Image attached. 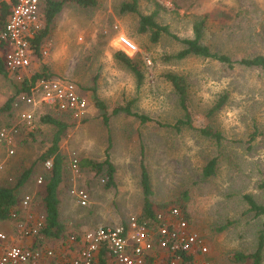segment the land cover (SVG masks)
Segmentation results:
<instances>
[{"label":"rangeland","instance_id":"374dc122","mask_svg":"<svg viewBox=\"0 0 264 264\" xmlns=\"http://www.w3.org/2000/svg\"><path fill=\"white\" fill-rule=\"evenodd\" d=\"M129 1L96 0L88 6L65 1L40 41L46 54L38 65L73 80L90 101V117L84 123L67 122L62 134L64 149L91 155L97 161L109 151L119 172L116 179L124 189L117 197L128 198L126 205L104 201L111 208L109 214L138 216L143 206V163L150 178L151 202L176 205L186 212L190 227L208 248L204 255H193L191 264H250V260L236 262L233 254L252 253L264 223V215L254 216L243 197L250 194L264 205V68L228 66L193 55L168 60L182 44L165 33L152 42L149 32H139L138 14L119 11L121 3ZM136 1L142 14L157 10L156 22L180 38L192 37L194 23L205 18L202 43L212 51L232 59L264 55V0ZM124 35L138 47L130 58L137 60L142 71L140 85L134 73L114 57ZM167 72L177 73L186 81L194 128L181 126L176 130L165 125L184 115L173 86L164 77ZM6 81L7 77L0 80L2 95ZM97 101L105 107L99 108ZM130 101H134L131 110L149 120L141 123L123 111L113 112L116 106ZM219 101L222 104L215 109ZM39 113L33 127H23L17 135L12 156L0 147V186L18 185L21 175L30 170L17 194L31 195L34 206L42 209L47 160L43 161L42 155L50 146L52 130L42 125L43 113ZM14 117V112H0V129ZM203 127L219 131L221 142L201 136L198 129ZM253 132L255 139L249 142ZM213 157H217L215 173L205 177L203 167ZM80 170L78 185L87 190L90 183H102L100 179L106 177L95 169ZM68 173L66 166L65 188ZM131 189L136 192L130 195ZM95 209L92 212L91 207L78 206L77 211L67 212L70 221L90 222L89 228L99 226L92 221L107 215L102 206ZM156 264L168 263L162 259ZM259 264H264V247Z\"/></svg>","mask_w":264,"mask_h":264},{"label":"built area","instance_id":"2783aa9c","mask_svg":"<svg viewBox=\"0 0 264 264\" xmlns=\"http://www.w3.org/2000/svg\"><path fill=\"white\" fill-rule=\"evenodd\" d=\"M41 2L0 0V12L3 6L8 8L0 30L2 65L15 85L12 107L18 110L17 121L0 129V142L9 145V156L14 154L17 135L23 127H33L35 115L40 109L67 113L75 123L82 122L89 115V99L79 92L78 86L70 78L51 71L50 76L37 77L34 81L30 78L35 41L44 25ZM116 49L129 57L138 52L134 41L125 35L119 39ZM41 53L46 54V50L41 49ZM77 165V155L73 153L71 167L74 173H78ZM44 166L51 168L52 162L46 160ZM100 181L105 182L103 178ZM37 182L41 183L42 179L38 178ZM73 193L81 205L87 203L86 192L77 189ZM31 202V195H24L20 200V212L15 210L11 214L13 234L19 240L37 239L38 244L47 216L33 211ZM66 245L78 246L76 256L68 259L67 264H100V251L110 254L115 264H153L149 263V259L155 248L167 252L169 264H176L184 254L204 255L208 251L202 237L190 227L178 206L156 211L151 221L129 215L123 223L99 225L86 230L80 238L71 234ZM55 256L52 248L41 244L10 243L9 234L0 230V264H52Z\"/></svg>","mask_w":264,"mask_h":264},{"label":"trees","instance_id":"16d2710c","mask_svg":"<svg viewBox=\"0 0 264 264\" xmlns=\"http://www.w3.org/2000/svg\"><path fill=\"white\" fill-rule=\"evenodd\" d=\"M65 1H75L80 5H94L96 4V0H47L45 3V16H46V24L43 29V31L39 34L37 37V41L35 42L36 47L38 48V43L40 39L43 38V36L47 33L48 30V25L52 21L53 17L59 10L61 9L63 3ZM0 12V29L2 28L5 17L8 13V8L4 7L3 10ZM120 12H129V13H136L138 14V31L143 33V32H149L150 34V40L152 42H155L158 40L161 34H168L172 38H174L176 41L180 42L182 44V48L176 52L173 55H169L167 59H183L189 55L193 56H200L203 58H211L214 60H217L220 63L227 64L228 66H233V65H242L246 67H259V68H264V55L258 54L254 55L252 57H243L240 59H232L229 55L223 54V53H218L215 51H212L207 45L202 43V37L204 33V20H198L194 23L193 25V36L192 37H185V38H180L179 36L172 34L167 26H162L159 23L156 22L155 17L158 14L157 10L152 11L149 14H142L139 12L137 8V1L136 0H131L129 2H123L120 5ZM208 14H205L204 17H207ZM34 45V46H35ZM114 57L123 63L127 68H129L134 75L136 76L137 79V84L140 85L142 81V71L140 69V66L137 62V60L131 59L127 55H125L122 52H115ZM0 73H3V75L7 76V73L0 63ZM52 73L49 72L48 68L44 67L43 69L34 71L30 78L32 81H34L37 77L41 76H50ZM164 77L167 79V81L170 82V84L173 86L177 97L179 99V104L181 108L184 111V115L182 118L178 119L175 121L173 124H165L166 126H172L176 130H178L181 126L183 127H188V128H194L191 124V118H190V113L188 111V105H187V100H188V92H187V85L186 81L183 76L173 73V72H167L164 74ZM134 101H130L127 105H121V106H116L113 109V112H119L123 111L129 115H133L137 117L141 123H144L145 121L149 120V118L145 115L138 114L137 112H134L130 108V104ZM222 104V101H219L215 105V109L219 108ZM9 103L3 108L6 109L9 106ZM96 105L99 108H104V104L100 103L97 101ZM43 121L45 122H54L57 124L59 127L58 132H56V135L53 139L52 145L45 151V153L42 155V160H46L49 156L54 154L57 149H58V142L60 140V134L63 130L62 125H59V123L52 121L49 116L45 115L42 117ZM163 125V124H161ZM198 132L201 136L213 139L217 143L221 142L222 135L219 131L213 130L212 128L209 127H203L199 128ZM255 132L250 134L249 137V142L255 139ZM60 157L56 156L53 158L52 161V168L51 172L52 175L48 179V181L44 183L45 189H46V195L44 197V210L46 209V225L41 231V234L48 229L52 228L55 225L54 219L57 214V204H58V198H57V185L61 180V170H60V163L61 161ZM106 164L107 168L104 170V174L108 176V182L112 181V173H113V167L110 164V162L105 159L102 163H93V170L95 169L96 171H101L102 165ZM217 165V157H213L209 159L206 164L203 167V176L208 177L211 176L215 173ZM30 175V171H27L24 173V175H21V177L18 179V182L16 186L14 187H6V186H0V220L10 218L11 219V214L13 213V206L15 203V197H14V191L13 189L20 184H22ZM140 183L144 191L145 195V200H144V207H143V214L147 216L148 218L152 219L154 218L155 212L160 209H165L167 207H170L169 204L163 203V204H157L153 205L151 201L149 200V196L151 194V184H150V178L148 175V171L143 163L140 164ZM104 179V178H103ZM105 180V179H104ZM246 202L249 205V211H252L254 213V216H259V215H264V205L259 204L256 202V200L250 195L246 194L243 196ZM184 214V217L186 220L189 222V218L186 212L182 211ZM264 247V223L262 226V229L259 231V236H258V241L255 250L252 253L245 254L241 252H235L233 254V259L236 262H246L250 260V264H259L261 259H262V251ZM103 260V259H102ZM192 261V256L191 255H182L180 261L177 263L179 264H191ZM168 263V262H167ZM102 264H106L104 261H102ZM169 264V263H168Z\"/></svg>","mask_w":264,"mask_h":264},{"label":"crops","instance_id":"0c3cea01","mask_svg":"<svg viewBox=\"0 0 264 264\" xmlns=\"http://www.w3.org/2000/svg\"><path fill=\"white\" fill-rule=\"evenodd\" d=\"M44 3H46L45 0H42L41 5H42L43 24H46V16H45V10H44L45 4ZM4 7H6V6H3L2 10L4 9ZM5 19H6V17H5ZM43 29H44V25H43ZM40 41H41V39H40ZM40 41L38 43V48H34L35 55H33L32 59H31V68H30L33 71H30V72H34V71H37V70H40V69H43L44 67H46L45 65H38V61H40V57H42L41 48H40V44H41ZM34 47H36V45ZM117 51L119 52V50H117ZM0 63L2 65V49H1V46H0ZM6 77L9 81H6V92L4 90L6 96H4L5 95L4 93H3L4 95H2L0 93V112H5L7 115L9 113L13 114V112H14L15 117L12 119L11 123L9 124V125H11L17 121V117H18V115H17L18 110L12 107V103H13V99L15 96L14 94H15L16 89H15V85L12 83L10 75L7 74V76H6V75H3V73H0V80L2 78H4V80H5ZM0 87H1V85H0ZM78 89H79V87H78ZM9 91H10V96H9ZM79 92L82 93L85 97L88 96L82 89H79ZM8 103H9V105H8L9 107L6 109H3ZM39 112L43 113V115L41 114L42 117L47 115L50 117V119L52 121H55V122L59 123V125H62L63 130L60 134V140L58 142L57 151L47 158V160H50L52 162L53 158L56 155V156L60 157L59 161H61V163H60V165H61V167H60L61 180L58 183L57 189H56L58 204H57V214H56V217L54 219L55 225L52 228L48 229V231L46 230L43 233V235L41 234V236L38 240L40 242L38 244H41L44 247L52 248L55 251L56 256H55V259H54L52 264H67L66 262L68 261V259H70L71 257H75L77 254V251H78L77 245H73L71 247H68L66 245L67 238L71 234H74L75 236L80 238L86 230L95 228L96 226H98L96 224L100 225L101 223H97L98 220H100L99 222H102L104 224L123 223L127 219L126 216H127L128 212L125 214L123 213V216L121 218L118 215H116L115 213L109 214V211H111V208H109L108 206H105L104 201H105V203H107L108 201L109 202L115 201L116 203L119 202L120 204L126 205L128 198H126L124 201V199H120V196H119V199L117 197L118 194L123 193L124 189H123L122 185L119 184L118 179H116V176H118L119 172L116 168L114 160L112 159L110 154H108V152H109L108 150H107L106 154H104V157H102L101 159H99L97 161V159L92 157L91 155L84 154L81 152L78 153L77 150L69 152V149H66V151L64 149L63 136H62L64 129L67 128L68 124L79 125L81 123H84L90 117L89 115L82 122L75 123L74 121H72L71 117L69 115H67V113L65 114V113L50 111L48 109L42 108L37 112V114H36L37 116L40 114ZM89 114H90V111H89ZM42 117H40V121L42 122V125L46 127V130H52V135H51V138L49 141V144L51 146L53 139L56 135V132H58L60 126L58 127L57 124H55L54 122H45V121H43ZM8 118H9V116H8ZM67 122H68V124H67ZM9 125H5V126H9ZM53 128H54V132H53ZM0 147H3L6 151H7V149H9V145L1 143V142H0ZM72 152H75V154H77L78 173H74L72 170V167H71V164H72L71 154H72ZM67 158H69V160H68L69 164H68V162H66ZM105 159H107L113 167L112 181L111 182H108V176L106 175V177L104 178L105 179L104 183H100L99 181H98L99 183H97V181H96V183L95 182L90 183L89 184L90 190L89 189L87 190L83 186L78 185V184H80L79 179L81 177L80 168L81 169H85V168L93 169L92 168V167H94L93 163H102ZM66 166H67V169L69 172L68 174H70V178H69L70 180L68 179L69 183H68V185H66V188H65V185H64L65 184L64 183L65 182V178H64L65 174L64 173H65ZM68 166H69V168H68ZM44 168H45L44 172L46 173L45 174V181L47 182L48 179L52 175V172H51L52 166H51V168H46V167H44ZM106 168H107V165L103 164L101 172L104 173V170ZM28 171H30V170H28ZM89 171L92 172V170H89ZM140 179H141V177H140ZM21 185H19V186H21ZM45 185H43V188L41 189L42 201H44V197L46 195ZM140 185H141V183H140ZM19 186L15 187L13 189L14 197H15V203H14L12 210L13 211L16 210L17 212H20V210H19L20 200L24 196V194H22L21 196L19 195L20 193L17 194ZM6 187H11V186L6 185ZM77 189L83 190L84 192H86L88 194V200H87V203L85 205H81L79 203V199L73 193V191H77ZM141 189H142L143 206H142V210L137 211V212H139L137 217H139L140 220L145 219V220L151 221L153 218L150 219L143 214L145 195H144V191H143L142 186H141ZM112 191L114 193H112ZM134 192H136V190L131 189L130 195ZM151 195H152V188H151L150 196ZM150 196H149V200H150ZM32 201H33V197H32ZM96 205L102 206L107 213V215H103V217H101V219L96 218L94 221H92L93 224L96 226H92V227L88 228V226L91 224L90 222L84 223L85 222L84 221V222H80V223L79 222L74 223V221H72V220L70 221L71 218L69 217V214H68L69 210L73 209V210L77 211L78 206H81V207H91L92 212H93L96 210L95 209ZM153 205H157V204H153ZM173 206H176V205H173ZM170 207H172V206H170ZM30 208L33 211H37V212H41V213L46 214V209L44 210V207L42 209H37L34 206V201L31 202ZM168 208L169 207H167L165 209H168ZM165 209H160V210H165ZM127 210H129V209H127ZM160 210H157V211H160ZM64 218H66L67 220L65 221ZM13 223H14V221L11 220L10 218L0 220V230H3L9 234V242L10 243L16 242V243L24 244V245H31V244L35 245V246L38 245L37 239L26 238V239L19 240L16 237H14ZM13 239H15L14 242H13ZM150 254H151V257L149 259V263L153 262V264H156L162 259L165 260L166 262H168V260H169L168 259L169 255L167 254V252L160 251L157 248L153 249ZM102 261H104L106 264H115L113 257L110 254H108L106 251H100V253H99V263L102 264Z\"/></svg>","mask_w":264,"mask_h":264}]
</instances>
